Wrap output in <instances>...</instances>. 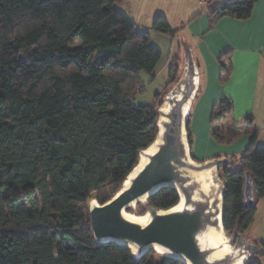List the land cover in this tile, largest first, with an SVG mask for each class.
Here are the masks:
<instances>
[{"label":"trees","instance_id":"1","mask_svg":"<svg viewBox=\"0 0 264 264\" xmlns=\"http://www.w3.org/2000/svg\"><path fill=\"white\" fill-rule=\"evenodd\" d=\"M121 0H0V264H186L151 249L141 256L115 241L98 243L85 202L94 191L99 203L120 190L159 132L161 98L180 68L181 47L169 79L151 103L136 105L139 73L153 72L162 52L150 34L117 10ZM257 0H226L210 7L213 22L225 15L247 19ZM153 28L175 36L165 15ZM197 75V74H196ZM136 90V91H135ZM192 104L199 98V90ZM192 107V105H191ZM187 142L194 156L192 108ZM234 103L224 96L213 106L211 135L231 143L252 134L221 171L223 227L244 235L264 197V145L249 116L228 131ZM239 164L232 170L231 166ZM254 181L256 206L246 208L245 172ZM176 188L149 196L153 209L177 205ZM264 256V241H257ZM244 264H262L257 258Z\"/></svg>","mask_w":264,"mask_h":264},{"label":"water","instance_id":"2","mask_svg":"<svg viewBox=\"0 0 264 264\" xmlns=\"http://www.w3.org/2000/svg\"><path fill=\"white\" fill-rule=\"evenodd\" d=\"M194 89L198 82L193 77ZM183 92L162 114L153 147L143 152L144 160L128 175L127 182L105 203L90 206L91 224L98 243L115 241L135 247L139 256L155 249L186 264H233L237 255L221 254L222 245H212L209 233L223 229V192L206 185L194 172L216 166L213 161L197 162L187 142L186 105L191 98ZM162 111V109H161ZM142 155V154H141ZM205 180V179H204ZM172 186L180 201L168 209H155L144 223L129 217L126 210L133 202L148 198L159 189ZM246 208L256 206L254 181L245 172L243 188Z\"/></svg>","mask_w":264,"mask_h":264},{"label":"crops","instance_id":"3","mask_svg":"<svg viewBox=\"0 0 264 264\" xmlns=\"http://www.w3.org/2000/svg\"><path fill=\"white\" fill-rule=\"evenodd\" d=\"M225 1L200 0L205 7L187 25L177 28H188L196 40L191 50L196 57L199 100L191 117V130L197 137L194 156L205 161L217 154L240 156L252 140L249 133L231 143L219 142L211 135L212 109L224 96L232 99L234 112L223 130L243 124L252 115L257 142L264 145V0L254 3L247 19L225 15L213 22L208 9Z\"/></svg>","mask_w":264,"mask_h":264},{"label":"rangeland","instance_id":"4","mask_svg":"<svg viewBox=\"0 0 264 264\" xmlns=\"http://www.w3.org/2000/svg\"><path fill=\"white\" fill-rule=\"evenodd\" d=\"M204 7L205 4L200 5V0H123L115 3L117 10L127 14L135 21L137 30L150 34L151 45L157 47L162 52L157 67L153 72L140 71L139 79L143 89L142 91H138L140 88H136L137 92L131 99L134 104L143 105L154 101L156 92L160 91L168 82L170 65L174 61L180 47L182 58L180 59L179 72L167 85V89L161 98L158 99L162 104L160 107L162 109L161 115L164 114V109L169 108L174 99L179 97L183 92H189L192 96V101L194 100L197 88L194 89L192 82L193 77H196L197 70L196 57L192 54L193 49L191 50V48L195 45L196 40L191 37L188 28L177 30L175 36H173L155 30L153 25L156 17L161 14L167 17L172 28H180L182 25H187L190 19ZM195 80L197 81L196 78ZM198 100L199 98L194 102L192 114H194ZM193 136L194 140H196L197 137L194 134ZM200 136L199 133V139ZM226 161L230 162L229 159L219 160L216 163L215 170L208 176V185L219 193L224 191L221 171ZM215 162L213 161V163ZM231 168L232 170L238 169L239 164L235 163ZM104 191L111 196L115 194L112 187H108ZM99 193L101 191H94L91 197L84 203L85 206L90 208L93 202H99L97 198ZM148 198L127 208V211L135 216H140L155 210L149 205ZM218 234L223 250L227 249L230 254L237 255L240 264H244L247 259L251 258H257L264 264V256H258L254 252L257 250L256 242L264 241V197L260 198L257 204L255 220L246 234H230L225 231L224 227Z\"/></svg>","mask_w":264,"mask_h":264},{"label":"bare ground","instance_id":"5","mask_svg":"<svg viewBox=\"0 0 264 264\" xmlns=\"http://www.w3.org/2000/svg\"><path fill=\"white\" fill-rule=\"evenodd\" d=\"M195 78H196V77H195ZM191 103H192V100L190 99L189 102H188L187 105H186V109H187L188 112H189V110H190ZM167 110H168V108L164 109V112H167ZM163 119H164V116L161 115V119H160L159 123H161V121H163ZM152 147H153V144H152L151 146H149L148 148H146L145 150H143V152L146 153V152L150 151V150L152 149ZM143 152L141 153V154H142V155H141V161L144 160V154H143ZM213 170H215V166H214V167H211V168H208V169H206V170L200 171V172H194V175H195L196 177H198L200 181H201V180L206 181V185H208V176L211 175V172H212ZM204 179H205V180H204ZM126 182H127V180L125 181V183H126ZM219 196H222V193H219ZM143 200H146V198H141L139 201H143ZM139 201H138V202H139ZM135 204H136V202H133L132 204H130V205L128 206V208L131 207V206H133V205H135ZM126 212H127V214H128L129 217H132V218L138 219V220H140V221H142V222H144V223L148 220V217H149V214H150V212H148V213H146V214H144V215L135 216V215H133L132 213L128 212L127 210H126ZM209 240H210V243H211L212 245H221V244H220V237H219V234H218V232H217L216 229H212L211 232L209 233ZM131 249H132V251H133L135 254H138V251H137V249H136L135 247L131 246ZM217 254H218V255H221V254H230V252H229L227 249H226V250H223V249H222V251H220V250L217 251ZM242 259H243V258H242ZM242 262H243V261H242ZM233 264H240L239 259L236 260Z\"/></svg>","mask_w":264,"mask_h":264}]
</instances>
